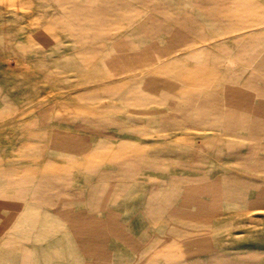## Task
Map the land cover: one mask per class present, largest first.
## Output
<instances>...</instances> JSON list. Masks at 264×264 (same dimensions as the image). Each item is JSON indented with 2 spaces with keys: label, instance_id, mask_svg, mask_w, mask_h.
<instances>
[{
  "label": "rangeland",
  "instance_id": "374dc122",
  "mask_svg": "<svg viewBox=\"0 0 264 264\" xmlns=\"http://www.w3.org/2000/svg\"><path fill=\"white\" fill-rule=\"evenodd\" d=\"M0 264H264V0H0Z\"/></svg>",
  "mask_w": 264,
  "mask_h": 264
}]
</instances>
